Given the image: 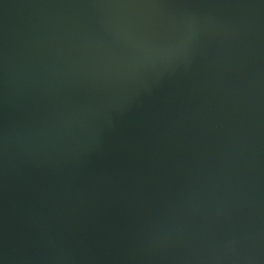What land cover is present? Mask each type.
Instances as JSON below:
<instances>
[{
  "label": "water",
  "instance_id": "water-1",
  "mask_svg": "<svg viewBox=\"0 0 264 264\" xmlns=\"http://www.w3.org/2000/svg\"><path fill=\"white\" fill-rule=\"evenodd\" d=\"M0 264H264V0H0Z\"/></svg>",
  "mask_w": 264,
  "mask_h": 264
}]
</instances>
